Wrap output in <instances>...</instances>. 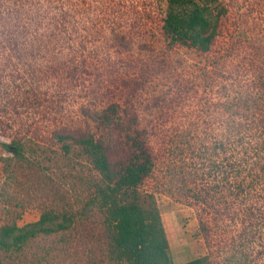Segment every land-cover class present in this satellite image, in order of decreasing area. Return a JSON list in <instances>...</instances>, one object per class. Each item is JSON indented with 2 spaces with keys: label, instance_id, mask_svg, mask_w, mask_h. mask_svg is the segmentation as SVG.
I'll return each instance as SVG.
<instances>
[{
  "label": "rangeland",
  "instance_id": "374dc122",
  "mask_svg": "<svg viewBox=\"0 0 264 264\" xmlns=\"http://www.w3.org/2000/svg\"><path fill=\"white\" fill-rule=\"evenodd\" d=\"M211 1L220 27L204 52L170 43L168 0H0V227L76 216L0 250V264H117L88 204L101 175L58 138L72 130L109 142L116 161L142 134L155 166L140 191L157 200L173 264H264V155L237 166L239 136L264 142V0ZM113 105L127 130L99 126Z\"/></svg>",
  "mask_w": 264,
  "mask_h": 264
},
{
  "label": "trees",
  "instance_id": "16d2710c",
  "mask_svg": "<svg viewBox=\"0 0 264 264\" xmlns=\"http://www.w3.org/2000/svg\"><path fill=\"white\" fill-rule=\"evenodd\" d=\"M220 18V12L216 11L211 0H168L163 29L171 44H182L207 52L219 33ZM104 111L102 117L98 118L99 126L113 124L127 130L120 120L117 106L113 105ZM58 138L66 151L71 149L69 141L80 146L101 175L88 204L103 214L110 260L117 264H173L157 200L154 194L140 191V186L155 166L142 134L136 131L135 135H128L131 150L127 161H116L109 142L93 133L72 130L59 134ZM238 138L242 148L237 166L239 171H246L253 156L264 155V142L258 140L254 146L250 139L249 145H246L244 137ZM5 146L15 154L22 152L19 142L14 141ZM222 172L226 179L227 170L223 169ZM194 194L196 202L201 203L202 191ZM75 217L73 214L45 210L38 220L22 226L17 223L3 225L0 227V250L9 254L21 253L39 236L69 230L75 223ZM182 264L213 263L205 255Z\"/></svg>",
  "mask_w": 264,
  "mask_h": 264
}]
</instances>
